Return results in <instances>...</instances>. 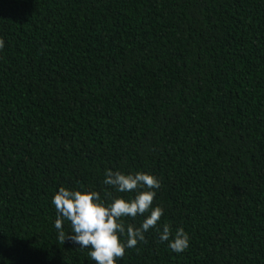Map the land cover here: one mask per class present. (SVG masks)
<instances>
[{
  "label": "trees",
  "instance_id": "1",
  "mask_svg": "<svg viewBox=\"0 0 264 264\" xmlns=\"http://www.w3.org/2000/svg\"><path fill=\"white\" fill-rule=\"evenodd\" d=\"M0 38V264H96L52 199L134 196L106 169L161 181L118 264H264V0H0Z\"/></svg>",
  "mask_w": 264,
  "mask_h": 264
},
{
  "label": "clouds",
  "instance_id": "2",
  "mask_svg": "<svg viewBox=\"0 0 264 264\" xmlns=\"http://www.w3.org/2000/svg\"><path fill=\"white\" fill-rule=\"evenodd\" d=\"M4 47L5 42L0 38V50ZM104 175L105 185L119 193H134V196L113 198L111 193L105 192L106 199L110 201L106 202L95 190L60 187L52 199L57 213L55 228L61 243L70 240L79 248L90 249L88 255L96 264H118L127 249L146 242V232L160 230L164 209L153 205L161 181L144 172L124 174L106 169ZM138 216H146L139 226L126 223L129 218L135 220ZM65 221L70 224L71 235L64 231ZM170 236L171 226L163 224L160 241L168 242L170 249L177 254L188 249L189 236L183 228L175 231L174 238L170 239Z\"/></svg>",
  "mask_w": 264,
  "mask_h": 264
}]
</instances>
